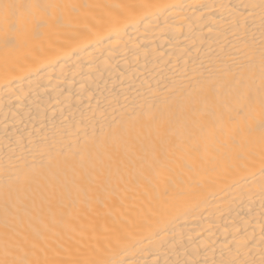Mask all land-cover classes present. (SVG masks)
Wrapping results in <instances>:
<instances>
[{
    "label": "bare ground",
    "instance_id": "bare-ground-1",
    "mask_svg": "<svg viewBox=\"0 0 264 264\" xmlns=\"http://www.w3.org/2000/svg\"><path fill=\"white\" fill-rule=\"evenodd\" d=\"M0 4V264L264 261L261 0Z\"/></svg>",
    "mask_w": 264,
    "mask_h": 264
},
{
    "label": "snow or ice",
    "instance_id": "snow-or-ice-1",
    "mask_svg": "<svg viewBox=\"0 0 264 264\" xmlns=\"http://www.w3.org/2000/svg\"><path fill=\"white\" fill-rule=\"evenodd\" d=\"M19 5L14 4H0V18H2L5 22L12 21V18L16 15V9H18ZM260 7L264 9V0H261ZM10 30H15V23H9ZM261 130L264 132V121L261 122ZM264 163V161H262ZM261 264H264V261H261Z\"/></svg>",
    "mask_w": 264,
    "mask_h": 264
}]
</instances>
